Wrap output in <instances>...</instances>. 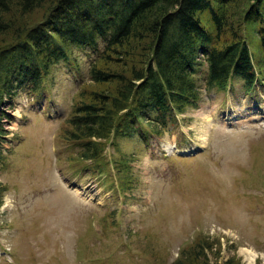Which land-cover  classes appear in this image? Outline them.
<instances>
[{
  "label": "rangeland",
  "instance_id": "374dc122",
  "mask_svg": "<svg viewBox=\"0 0 264 264\" xmlns=\"http://www.w3.org/2000/svg\"><path fill=\"white\" fill-rule=\"evenodd\" d=\"M71 53L39 96L21 90L4 108L0 264L184 263L201 243L207 264H264V85L206 89L202 63L195 106L159 134L144 125L109 137L96 162L73 161L61 130L95 52ZM173 144L186 154L161 150Z\"/></svg>",
  "mask_w": 264,
  "mask_h": 264
},
{
  "label": "trees",
  "instance_id": "16d2710c",
  "mask_svg": "<svg viewBox=\"0 0 264 264\" xmlns=\"http://www.w3.org/2000/svg\"><path fill=\"white\" fill-rule=\"evenodd\" d=\"M0 36V142L13 96H39L73 47L95 52L61 130L73 161L93 163L109 137H143L144 125L159 134L153 125L195 106L202 63L206 89L264 85V0H0ZM195 249L173 264H207Z\"/></svg>",
  "mask_w": 264,
  "mask_h": 264
},
{
  "label": "bare ground",
  "instance_id": "6f19581e",
  "mask_svg": "<svg viewBox=\"0 0 264 264\" xmlns=\"http://www.w3.org/2000/svg\"><path fill=\"white\" fill-rule=\"evenodd\" d=\"M249 254H251V253H249ZM249 254H248V255H249ZM249 257H250V256H248V258H249ZM250 258H253V257H252V255H251V257H250ZM247 260H248V259H247Z\"/></svg>",
  "mask_w": 264,
  "mask_h": 264
}]
</instances>
